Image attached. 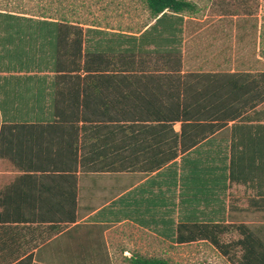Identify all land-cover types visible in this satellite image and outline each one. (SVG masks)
<instances>
[{"label": "trees", "instance_id": "trees-1", "mask_svg": "<svg viewBox=\"0 0 264 264\" xmlns=\"http://www.w3.org/2000/svg\"><path fill=\"white\" fill-rule=\"evenodd\" d=\"M143 2L150 21L137 33L84 27L66 17L0 13L7 42L20 48L19 67L55 74L16 78V88L5 92L1 103L4 121L37 117L48 101L55 117L92 124L82 130H108L102 144L118 133L126 136L127 145L135 134L151 133L159 150L167 145L172 159L193 151L199 155L185 159L193 167L191 180L196 168L203 171L207 195L214 186L224 191L233 184L251 186L259 195L251 205L263 208L264 71L185 70L184 26L199 13L198 5L191 0ZM260 37L264 41V30ZM73 129L79 133L81 128ZM175 230L178 244L206 241L234 264H264V241L246 225L237 226L242 238L231 243L221 241L230 226L220 221L179 223ZM128 262L172 264L143 255Z\"/></svg>", "mask_w": 264, "mask_h": 264}, {"label": "crops", "instance_id": "crops-1", "mask_svg": "<svg viewBox=\"0 0 264 264\" xmlns=\"http://www.w3.org/2000/svg\"><path fill=\"white\" fill-rule=\"evenodd\" d=\"M52 104L0 127V264H129L167 241L161 231L175 223L210 219L201 200L217 201L220 188L207 195L199 168L191 180L185 157L200 158L195 151L172 159L151 133L102 144L108 130H82L92 124L55 117Z\"/></svg>", "mask_w": 264, "mask_h": 264}, {"label": "rangeland", "instance_id": "rangeland-1", "mask_svg": "<svg viewBox=\"0 0 264 264\" xmlns=\"http://www.w3.org/2000/svg\"><path fill=\"white\" fill-rule=\"evenodd\" d=\"M191 1L198 5L199 13L184 26L185 42L181 50L185 70L264 71V41L260 37L264 30V0ZM0 13L37 19L66 17L84 27L124 33H137L150 21L143 0H0ZM4 25L0 22V127L2 122L9 123V120L4 121L1 110L5 92L16 88V78L26 77L18 76L19 73L34 71L19 67L16 51L20 48L7 42L9 31ZM256 190L233 184L225 191L216 190L217 201L209 197L201 200L206 204L203 211L205 217L210 218L207 221H220L230 226L221 236L223 243L242 238L237 230L240 224L264 241V206L255 209L251 205L252 199H259ZM178 224L175 223L173 230ZM161 232L168 235L169 241L158 238L157 249L143 256L165 258L172 264H234L209 242L176 245V230ZM235 252L232 250L231 254Z\"/></svg>", "mask_w": 264, "mask_h": 264}]
</instances>
